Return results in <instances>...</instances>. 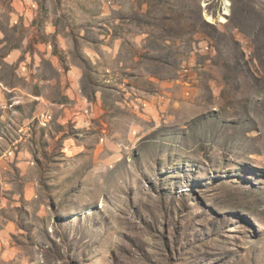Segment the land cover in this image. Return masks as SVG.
Here are the masks:
<instances>
[{
  "label": "rangeland",
  "instance_id": "rangeland-1",
  "mask_svg": "<svg viewBox=\"0 0 264 264\" xmlns=\"http://www.w3.org/2000/svg\"><path fill=\"white\" fill-rule=\"evenodd\" d=\"M0 66V264H264V0H0Z\"/></svg>",
  "mask_w": 264,
  "mask_h": 264
},
{
  "label": "crops",
  "instance_id": "crops-1",
  "mask_svg": "<svg viewBox=\"0 0 264 264\" xmlns=\"http://www.w3.org/2000/svg\"><path fill=\"white\" fill-rule=\"evenodd\" d=\"M13 59H15V58H14L13 54H11L9 56H6L3 59V61H4V63L10 64L11 66H13L12 65ZM0 69H1V66H0ZM8 83L9 82H6V81L0 79V107L5 110L6 109L5 106H6V103L8 102V100L11 103V105H10L11 110H13L18 105H21V104L25 105V103H26L25 98L23 99L21 97L15 96V95L27 94V91L22 87H11V86H9ZM36 97H39V96H36Z\"/></svg>",
  "mask_w": 264,
  "mask_h": 264
}]
</instances>
